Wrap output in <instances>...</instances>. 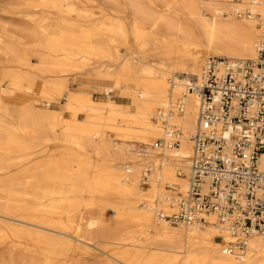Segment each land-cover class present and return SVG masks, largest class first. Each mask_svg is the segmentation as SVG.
Returning <instances> with one entry per match:
<instances>
[{"label": "bare ground", "instance_id": "bare-ground-1", "mask_svg": "<svg viewBox=\"0 0 264 264\" xmlns=\"http://www.w3.org/2000/svg\"><path fill=\"white\" fill-rule=\"evenodd\" d=\"M262 41L264 0L0 4V197L18 202L0 207V264H264L260 233L230 254L214 218L161 217L188 189L191 80L210 57L256 60ZM84 74L99 84L73 90ZM170 131L180 145L154 148Z\"/></svg>", "mask_w": 264, "mask_h": 264}, {"label": "built area", "instance_id": "built-area-1", "mask_svg": "<svg viewBox=\"0 0 264 264\" xmlns=\"http://www.w3.org/2000/svg\"><path fill=\"white\" fill-rule=\"evenodd\" d=\"M195 84V80H191ZM198 124L185 176L186 193L173 195L168 222L214 225L233 238L230 254L243 252L254 233L264 235V41L256 60L210 57L199 86ZM179 146L177 131L154 148Z\"/></svg>", "mask_w": 264, "mask_h": 264}, {"label": "rangeland", "instance_id": "rangeland-1", "mask_svg": "<svg viewBox=\"0 0 264 264\" xmlns=\"http://www.w3.org/2000/svg\"><path fill=\"white\" fill-rule=\"evenodd\" d=\"M5 0H0V4H3ZM195 80V79H192ZM70 85L73 90H78L82 86H95L98 85V81L95 80L92 76L84 74V75H77L73 77H69ZM94 99L96 100H104L106 99V96L101 92H95L93 91ZM6 102H10L8 98H4ZM113 100L116 101L119 104H128V99L125 97H122L120 95H113ZM52 109L54 110H60L59 105H53ZM65 117H69L68 114H65ZM82 118V117H81ZM0 207L9 209V210H17L18 209V202L16 196L12 194L2 193L0 197ZM90 213H86L85 218L88 219L91 216ZM1 250H4L5 247H0Z\"/></svg>", "mask_w": 264, "mask_h": 264}]
</instances>
